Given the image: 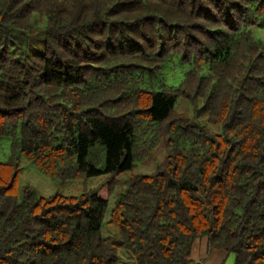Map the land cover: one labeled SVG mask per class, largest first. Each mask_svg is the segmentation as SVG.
I'll return each mask as SVG.
<instances>
[{
  "label": "trees",
  "instance_id": "16d2710c",
  "mask_svg": "<svg viewBox=\"0 0 264 264\" xmlns=\"http://www.w3.org/2000/svg\"><path fill=\"white\" fill-rule=\"evenodd\" d=\"M264 0H0V264H264ZM190 65L167 84L176 64ZM186 99L193 113L178 112ZM216 126L218 130H214ZM105 162L90 158L97 142ZM164 143L154 172L134 170ZM107 178L79 195L20 184ZM126 191L103 234L117 187ZM107 190V196L103 191Z\"/></svg>",
  "mask_w": 264,
  "mask_h": 264
},
{
  "label": "rangeland",
  "instance_id": "374dc122",
  "mask_svg": "<svg viewBox=\"0 0 264 264\" xmlns=\"http://www.w3.org/2000/svg\"><path fill=\"white\" fill-rule=\"evenodd\" d=\"M255 34L261 44L264 46V29L256 27ZM190 68V65L176 64L170 69L166 77L167 84L179 83L183 78L184 73ZM180 113H193L189 103L186 99H182L177 107ZM214 130H218L216 126H212ZM11 153V139L9 137L0 138V160L6 161ZM105 148L101 142H97L96 146L91 149L90 158L97 162L99 166H103L105 162ZM165 157L164 143H161L158 148L143 162H141L134 170L127 171L119 176L120 180H126L133 175H146L154 172L157 165ZM107 175L102 174L97 177L83 178V179H67L63 180L58 177H50L42 172L34 163L22 157L20 184L21 189L25 186H30L38 191L39 196H52L60 193L64 195H79L85 191L91 190L99 186ZM126 191L125 186L117 187L108 204L105 214V223L103 227V234L111 241L122 242V238L115 225L110 224L111 213ZM103 196H107V190L103 191ZM120 256L122 264H136L134 257L127 249H120ZM221 264H235V254L228 253Z\"/></svg>",
  "mask_w": 264,
  "mask_h": 264
},
{
  "label": "crops",
  "instance_id": "0c3cea01",
  "mask_svg": "<svg viewBox=\"0 0 264 264\" xmlns=\"http://www.w3.org/2000/svg\"><path fill=\"white\" fill-rule=\"evenodd\" d=\"M224 250L209 252L208 237L197 238L193 245V258L203 264H221L226 256Z\"/></svg>",
  "mask_w": 264,
  "mask_h": 264
}]
</instances>
